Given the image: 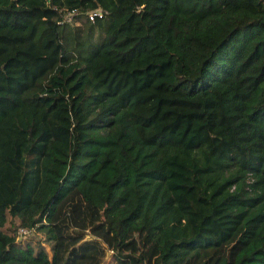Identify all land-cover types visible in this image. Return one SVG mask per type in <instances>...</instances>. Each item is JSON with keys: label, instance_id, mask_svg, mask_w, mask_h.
<instances>
[{"label": "trees", "instance_id": "16d2710c", "mask_svg": "<svg viewBox=\"0 0 264 264\" xmlns=\"http://www.w3.org/2000/svg\"><path fill=\"white\" fill-rule=\"evenodd\" d=\"M201 259L264 264V0H0V264Z\"/></svg>", "mask_w": 264, "mask_h": 264}, {"label": "rangeland", "instance_id": "374dc122", "mask_svg": "<svg viewBox=\"0 0 264 264\" xmlns=\"http://www.w3.org/2000/svg\"><path fill=\"white\" fill-rule=\"evenodd\" d=\"M44 236H45V233H44V231H42V230H37V231H35L34 233H31L30 234V236L28 237V238H33L34 240H36V241H41L44 245H45V247L46 248H48V245L43 241V239H44ZM22 237V236H21ZM24 238V237H23ZM214 253V250L212 251V250H210V251H208V252H206L204 255L206 256V255H211V254H213ZM202 259H205V258H202ZM199 260V261H197V262H194V264H202V263H204L203 262V260ZM13 260H8V261H5L4 263H2V264H10L11 262H12ZM108 262H106L105 264H107ZM193 264V263H192Z\"/></svg>", "mask_w": 264, "mask_h": 264}, {"label": "built area", "instance_id": "2783aa9c", "mask_svg": "<svg viewBox=\"0 0 264 264\" xmlns=\"http://www.w3.org/2000/svg\"><path fill=\"white\" fill-rule=\"evenodd\" d=\"M91 18H92V16H91ZM27 231H28V228H25V227L19 228V233H25Z\"/></svg>", "mask_w": 264, "mask_h": 264}]
</instances>
